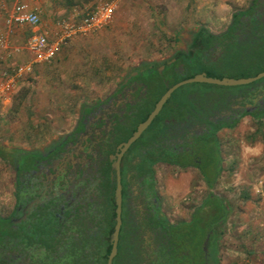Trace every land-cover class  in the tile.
I'll return each mask as SVG.
<instances>
[{
  "label": "rangeland",
  "instance_id": "374dc122",
  "mask_svg": "<svg viewBox=\"0 0 264 264\" xmlns=\"http://www.w3.org/2000/svg\"><path fill=\"white\" fill-rule=\"evenodd\" d=\"M15 1L0 0V30L7 33L10 46H23L30 30L4 27V19ZM23 1L37 10L40 29L51 38L58 34L61 20H79L105 2H112L114 11L107 25L66 40L51 62L35 65L29 75L18 81L16 89L0 100V217L10 215L14 202L15 154L47 149L54 139L70 131L80 106L104 100L126 74L150 63L170 60L176 50L187 48L192 30L220 24V18L223 20L232 10L244 9L249 4V0H239L236 4L235 0ZM248 30L252 32L251 28ZM227 37L214 42L213 45L221 48L216 59H204L208 67L221 69L217 73L222 78L237 77L264 65L258 56L261 49L250 53L251 46L229 48L225 44ZM29 57L24 52L6 58L0 51V72ZM138 78L145 83V75L140 73ZM157 89L155 86L154 91ZM237 91L236 86L222 89L187 85L176 96L203 93L194 102L202 103L203 99V104L209 106L220 102L223 93ZM194 102L185 105L188 110H192ZM255 110L249 107L247 111ZM147 135L139 143L145 142ZM217 137L223 170L211 189L195 170L180 172L165 165L155 166L162 214L171 223L188 220L193 209L211 191L228 205L226 222L218 227L217 264H264V185L257 186L259 181L264 182V115L256 118L247 114L234 126L219 130ZM197 149L198 154L208 159L202 146ZM155 215L161 216L159 207Z\"/></svg>",
  "mask_w": 264,
  "mask_h": 264
},
{
  "label": "flooded vegetation",
  "instance_id": "af4514ba",
  "mask_svg": "<svg viewBox=\"0 0 264 264\" xmlns=\"http://www.w3.org/2000/svg\"><path fill=\"white\" fill-rule=\"evenodd\" d=\"M263 12L262 8L256 11ZM250 28V23L243 28L235 27L233 34L240 38ZM192 41L189 40L187 46ZM220 49L217 44L212 45L205 54L216 59L221 54ZM161 67L164 70V66H160L159 73ZM144 69L145 66H141L126 74L104 100L80 106L70 131L54 139L47 149L18 152L13 156L14 202L10 215L2 218H10L12 227H24L26 232L19 233L7 246L0 248L12 264H82L83 259V264H96L110 208L112 190L109 184L115 182L112 156L117 153L119 141L132 121L150 99V88L138 78ZM263 99L264 81L249 92L229 95L227 103L215 102L207 106L202 100V103L194 102L191 111L186 106L170 105L162 131L122 155L119 161L121 225L126 228L131 246L127 247L128 255H134L136 264L166 262L167 250H162L163 233L153 221L158 207L161 216L170 224L189 221L171 223L162 214L155 166L160 164L171 170L199 173L198 168L190 164V161L201 164L197 153V148L202 146L199 140L213 125L234 120L248 110V103L255 105L257 110ZM153 142L156 143L151 150L155 156L168 154L174 163L156 161L146 167L144 157ZM146 176H151L153 186L147 185ZM21 237L33 243L24 247ZM127 261L128 264L132 262L129 258Z\"/></svg>",
  "mask_w": 264,
  "mask_h": 264
},
{
  "label": "trees",
  "instance_id": "16d2710c",
  "mask_svg": "<svg viewBox=\"0 0 264 264\" xmlns=\"http://www.w3.org/2000/svg\"><path fill=\"white\" fill-rule=\"evenodd\" d=\"M258 8L264 9V0H253L252 7H250L248 10L233 14V24L225 33L226 35H223L225 37L228 36L227 39H225L227 40L225 41V44L230 45L229 48H231L232 46L241 45L245 46V48L247 49L249 46H251V50L249 49V51H251L250 53H252L254 50L261 49V52L258 54V56L262 57V59L264 60V20H261L264 16V12L262 14L256 13ZM245 19L247 21H245ZM248 23H250V27L252 26V32H249L248 30V32H246L245 34L243 33L242 37L240 38L234 36L233 31L235 27L238 28L239 26H241L243 28V26ZM195 35L196 37L193 39L192 43L185 49L176 50L170 60L155 64L150 63L145 66L143 74L141 75L146 76L144 80L147 87L150 88V99L146 103V106L140 112H138L137 119L132 121L131 126L125 132L124 136H122V138L120 139V144L125 142L131 136V134L136 130L138 124L146 120L147 116L153 110L155 103L164 94L168 87L201 73H205L207 77L222 79L223 76L220 73H217L220 72L221 69L219 67L215 69L212 67H208L204 64V59L206 60V57H208V55L205 54L207 49L211 47L214 42L222 41V38L224 36L222 35L221 37H218L209 35L203 29H201ZM172 60L174 61L172 62ZM160 66H164V70L161 73L158 72V68ZM182 70L183 73H181ZM263 71L264 65L257 70L245 71L243 73H240V76L237 77L227 75H225L224 77L233 79L250 78ZM172 75H175L174 78H171ZM263 81L264 78L247 85L236 87L239 88L240 92L245 93L246 91L249 92L250 89L256 87ZM188 85H198L202 87L214 88L219 87L222 89L229 88L203 83H193ZM155 86L156 89L158 88L156 91H154ZM182 87L178 88L171 94L170 98L163 105L161 111L153 119L149 127L142 133V135L129 147V150L141 144L142 142L139 143V141L141 140V138L147 135V133H150L149 135H147L148 137L153 138L154 135L157 134V132L162 131V129L165 127L163 123L165 120H168V115L170 114V112H168V108L170 105H177V107L182 108L192 100L194 95H199L200 97L202 95H205L203 93H193L194 95L192 96V93H185L182 96H176V92H178V90H180ZM229 95V92L223 93L220 97V102L224 101L227 103V98ZM176 99H178V102H176ZM262 101L264 102V99ZM247 114L255 116L256 118H260L264 115V108L257 107V110L254 112L244 110L234 120H225L218 125H213L210 129V132L205 135L202 140H199L200 145H202L203 147L202 152L208 156V159H205L204 155L200 154L199 160H201V164H198L194 161H190V164L198 168L199 173L197 172V175L201 180L204 181L208 189H211L213 187L219 174L223 170L221 165L220 144L217 137V132L223 128H230L234 126L240 118ZM154 143L156 142L150 144V149H148L147 153L145 154L143 164L146 167H150L151 164L156 161H163L170 164L174 163L173 158L168 154H164L163 156L161 154H158V156H155L154 151L151 150L153 149L152 146L154 145ZM145 181L147 182V185H149V187L153 186L151 176H146ZM109 185L112 190L109 202L110 208L108 211L106 222L107 226L105 230V237L101 241V248L98 252L96 264H106L107 256L111 248L109 237L113 232V227L115 224V204L112 197L113 190L115 188V182L113 181ZM244 197L247 198V194H245ZM227 216L228 205L225 203L224 199L209 191L203 198L202 202L193 209L188 222L170 224L163 216L155 217L153 219L154 224L156 227H159V229L163 233L162 250H167V258L165 264H191L192 262L193 264H217L218 240L220 235L218 227L226 222ZM25 232L26 231L24 227L23 229L12 227L10 218L0 217V248L3 249L4 246H7L11 242L13 237L17 236L19 233L22 234ZM24 238L21 237L20 240V242L25 245L24 247L28 246L29 243H33V241L29 242ZM129 246L130 245L128 244L127 231L122 224L118 237L117 253L112 260V264H128V258L132 260L131 264H136L137 261L134 260V255L132 253L128 255L127 247ZM188 247L191 248L188 249ZM46 248L47 250L50 249V242L46 245ZM5 250L9 249L5 248ZM189 250H192L194 254ZM191 253L193 254V256ZM51 260L52 257L50 256L49 261ZM74 261L75 259H72V263H74ZM83 262H85V259H83L82 264ZM0 264H12L11 259L5 256L2 251H0Z\"/></svg>",
  "mask_w": 264,
  "mask_h": 264
},
{
  "label": "built area",
  "instance_id": "2783aa9c",
  "mask_svg": "<svg viewBox=\"0 0 264 264\" xmlns=\"http://www.w3.org/2000/svg\"><path fill=\"white\" fill-rule=\"evenodd\" d=\"M113 11V3L105 2L79 20H61L58 34L51 38L46 31L40 29L41 20L37 10L29 8L23 0H16L4 19V27L9 30L26 27L30 30V36L23 46H10L7 33L0 30V51L6 54V58L24 52L30 57L12 69L0 72V100L7 98L16 89L18 81L29 75L35 65L51 62L66 40L107 25L112 19ZM263 185L264 182L259 181L257 186ZM256 191L261 193L258 189Z\"/></svg>",
  "mask_w": 264,
  "mask_h": 264
},
{
  "label": "water",
  "instance_id": "95a60500",
  "mask_svg": "<svg viewBox=\"0 0 264 264\" xmlns=\"http://www.w3.org/2000/svg\"><path fill=\"white\" fill-rule=\"evenodd\" d=\"M160 69H162V67ZM262 78H264V71L250 78L233 79V78L225 77L222 79H217V78L207 77L205 73H201V74H196L191 78L182 80L167 88L164 94L155 103L153 110L147 116L146 120L138 124V126L136 127V130L131 134V136L125 142L118 145L117 153L112 156V160L114 161L112 162V166H111L112 170L114 171V175H115V188H114V194H113V199H114V204H115V209H114L115 224L113 227V232L110 234V237H109L111 248L107 256L106 264H112V260L117 253V243H118V237H119V232H120L121 223H122L121 221V200H122L121 188H122V185L120 182V170H119L120 158L129 149V147L142 135V133L149 127L153 119L161 111L163 105L170 98L171 94L174 91H176L178 88L188 85V84H193V83H203V84L223 86V87H234V86L247 85L255 81H258ZM111 178H113V175H111Z\"/></svg>",
  "mask_w": 264,
  "mask_h": 264
},
{
  "label": "crops",
  "instance_id": "0c3cea01",
  "mask_svg": "<svg viewBox=\"0 0 264 264\" xmlns=\"http://www.w3.org/2000/svg\"><path fill=\"white\" fill-rule=\"evenodd\" d=\"M236 2L234 3V4H236L237 2H239V0H235ZM252 1L253 0H249V4H248V6L246 7V8H244V9H241V10H232V12H231V14H229V16L228 17H226V18H228V20H226V18H224L223 20H222V18H220L219 19V21L218 22H220V24H216V25H212L211 24V26H209V28L208 29H206V28H204V27H197L196 29H194V30H192V37H191V39L193 40L195 37H196V35L195 34H197L201 29H203V30H205L206 32H208V33H211V34H213V35H216V34H214V33H219V34H223V33H226L229 29H230V27H231V25L233 24V19H232V16H233V14H235V13H237V12H243V11H246V10H248L249 8H250V6H251V4H252ZM228 9V8H227ZM227 9H225V10H227ZM225 21H226V23H225ZM229 21V22H228ZM213 27V28H212ZM218 35V34H217ZM239 92L240 91H237V92H235V93H230V95H234V94H239ZM255 105H253V104H249L248 103V110H249V107H254ZM247 111V110H246Z\"/></svg>",
  "mask_w": 264,
  "mask_h": 264
}]
</instances>
